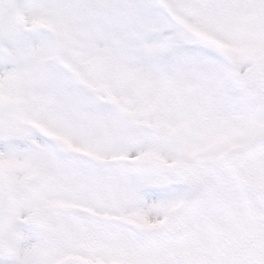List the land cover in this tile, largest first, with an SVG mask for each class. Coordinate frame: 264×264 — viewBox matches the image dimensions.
<instances>
[{"label": "snow or ice", "instance_id": "6c2138e0", "mask_svg": "<svg viewBox=\"0 0 264 264\" xmlns=\"http://www.w3.org/2000/svg\"><path fill=\"white\" fill-rule=\"evenodd\" d=\"M0 264H264V0H0Z\"/></svg>", "mask_w": 264, "mask_h": 264}]
</instances>
